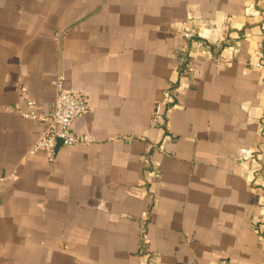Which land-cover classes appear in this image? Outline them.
<instances>
[{
    "label": "crops",
    "instance_id": "obj_1",
    "mask_svg": "<svg viewBox=\"0 0 264 264\" xmlns=\"http://www.w3.org/2000/svg\"><path fill=\"white\" fill-rule=\"evenodd\" d=\"M60 73L93 140L50 159ZM222 258L264 264V0H0V264Z\"/></svg>",
    "mask_w": 264,
    "mask_h": 264
},
{
    "label": "built area",
    "instance_id": "obj_2",
    "mask_svg": "<svg viewBox=\"0 0 264 264\" xmlns=\"http://www.w3.org/2000/svg\"><path fill=\"white\" fill-rule=\"evenodd\" d=\"M195 29H190V35H194L192 33H195ZM197 31L199 32L200 28ZM197 44L199 45V43ZM224 49L229 52L230 58L234 57L237 51V47L234 45H226ZM65 80L64 74L60 73L54 85V106L50 114L38 112L37 103L32 99L27 100L26 110L21 111L25 117L38 120L45 125L40 136L33 144L30 154L43 152L48 158L53 159L55 148L59 142L63 145H75L93 140L89 135L72 132L74 121L78 117L88 114L92 110V105L89 96L85 92L69 91L65 87ZM167 99L170 101L171 97L167 95ZM162 119L163 115L156 111L153 124L163 122ZM218 264H232V262L229 259L222 258Z\"/></svg>",
    "mask_w": 264,
    "mask_h": 264
}]
</instances>
